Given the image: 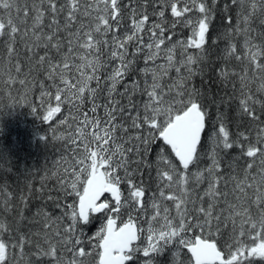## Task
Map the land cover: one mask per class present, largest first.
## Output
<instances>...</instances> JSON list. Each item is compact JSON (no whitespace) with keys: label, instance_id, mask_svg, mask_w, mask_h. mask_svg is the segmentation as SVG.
Returning <instances> with one entry per match:
<instances>
[{"label":"snow or ice","instance_id":"obj_1","mask_svg":"<svg viewBox=\"0 0 264 264\" xmlns=\"http://www.w3.org/2000/svg\"><path fill=\"white\" fill-rule=\"evenodd\" d=\"M5 91L73 159L0 183V264L264 261V0H0Z\"/></svg>","mask_w":264,"mask_h":264},{"label":"trees","instance_id":"obj_2","mask_svg":"<svg viewBox=\"0 0 264 264\" xmlns=\"http://www.w3.org/2000/svg\"><path fill=\"white\" fill-rule=\"evenodd\" d=\"M151 15V10H149ZM170 17V12L166 13ZM219 21L217 25L219 26ZM177 35L187 37L190 30L182 25H177ZM163 62V61H158ZM25 68V72H27ZM13 75L15 72L13 70ZM7 79V77H4ZM37 79H40L37 77ZM94 86V84H93ZM16 96L15 90L12 93ZM36 106L40 104L39 93L35 96H29ZM55 104V101H52ZM68 105L62 108V114H57V118L68 115ZM42 109L40 113H42ZM40 113H35L28 106V101H23L20 106L14 99L8 97L7 92H0V183H7L12 186L23 188L27 180L33 186L35 196L31 201V208H39L43 205H52V200L59 199L63 201V191L60 189L58 177L63 175L71 179L70 165L61 160L63 152L71 161L73 154L68 152L64 147L63 141L52 140V129L48 127L40 117ZM56 118H54L55 120ZM54 123V122H53ZM55 126V125H54ZM64 135L67 137L68 131L60 126L56 132L57 136ZM73 135L75 133H72ZM255 135V126H253V136ZM49 137L50 139H47ZM83 151V148H80ZM57 161L62 167L57 169ZM69 168V174L64 173V168ZM53 173H57L53 175ZM126 190V185H122ZM52 197V200L49 199ZM105 222L104 217L98 216L93 225L90 226L88 235H93ZM218 246L225 250L223 241L217 237ZM162 264H166L164 258ZM135 264H142L137 260ZM254 264H264L259 258H256Z\"/></svg>","mask_w":264,"mask_h":264},{"label":"rangeland","instance_id":"obj_3","mask_svg":"<svg viewBox=\"0 0 264 264\" xmlns=\"http://www.w3.org/2000/svg\"><path fill=\"white\" fill-rule=\"evenodd\" d=\"M127 217V216H126ZM143 219V218H142ZM142 221H138V224H140ZM145 229L147 228V225H144ZM191 235V233H189ZM141 240H146V231L142 233ZM140 244V243H139Z\"/></svg>","mask_w":264,"mask_h":264},{"label":"water","instance_id":"obj_4","mask_svg":"<svg viewBox=\"0 0 264 264\" xmlns=\"http://www.w3.org/2000/svg\"><path fill=\"white\" fill-rule=\"evenodd\" d=\"M106 194H107V193H106ZM106 194H105V195H106ZM137 242H138V241H136V243H137Z\"/></svg>","mask_w":264,"mask_h":264}]
</instances>
